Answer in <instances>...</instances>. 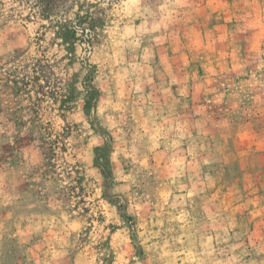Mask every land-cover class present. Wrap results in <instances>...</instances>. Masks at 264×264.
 <instances>
[{
  "label": "rangeland",
  "instance_id": "obj_1",
  "mask_svg": "<svg viewBox=\"0 0 264 264\" xmlns=\"http://www.w3.org/2000/svg\"><path fill=\"white\" fill-rule=\"evenodd\" d=\"M262 137L264 0H0V264H264Z\"/></svg>",
  "mask_w": 264,
  "mask_h": 264
},
{
  "label": "trees",
  "instance_id": "obj_2",
  "mask_svg": "<svg viewBox=\"0 0 264 264\" xmlns=\"http://www.w3.org/2000/svg\"><path fill=\"white\" fill-rule=\"evenodd\" d=\"M76 23H68L70 25L62 21H57L55 27L57 37L63 42L64 46H74V42L78 41L77 38L78 32L76 31L75 27H79L81 32L88 30L89 32L92 31V25H86L87 22H84V18L76 14ZM69 26V27H68ZM85 96H84V110L85 112L91 109L92 101L95 100V95L97 91L92 87L90 80H86L84 86ZM88 115V114H87ZM108 146L105 144L103 147H99L95 149V163L99 165L103 172H106L107 169V161L105 160L104 153L107 151ZM103 174V173H102Z\"/></svg>",
  "mask_w": 264,
  "mask_h": 264
},
{
  "label": "crops",
  "instance_id": "obj_3",
  "mask_svg": "<svg viewBox=\"0 0 264 264\" xmlns=\"http://www.w3.org/2000/svg\"><path fill=\"white\" fill-rule=\"evenodd\" d=\"M262 138L264 139V137H262ZM255 149H256L255 151H261V152L263 151L264 152V149L259 150V147H256Z\"/></svg>",
  "mask_w": 264,
  "mask_h": 264
}]
</instances>
